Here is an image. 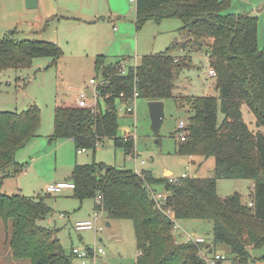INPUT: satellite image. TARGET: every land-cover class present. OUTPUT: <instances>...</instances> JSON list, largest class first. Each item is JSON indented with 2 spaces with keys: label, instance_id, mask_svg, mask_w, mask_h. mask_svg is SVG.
Returning <instances> with one entry per match:
<instances>
[{
  "label": "trees",
  "instance_id": "trees-1",
  "mask_svg": "<svg viewBox=\"0 0 264 264\" xmlns=\"http://www.w3.org/2000/svg\"><path fill=\"white\" fill-rule=\"evenodd\" d=\"M229 5L230 0H136V29L148 20L159 23L177 18L181 22L177 37L165 50L142 55L125 74L116 72L118 61L106 62V56L97 55L94 74L99 79L96 88L100 97L95 112L77 106L55 107L50 140L71 138L76 150H94L99 140L111 138L113 145L128 155L133 152L134 140L118 135L117 108L123 101L135 99V90L136 98L147 101L175 97L177 104H191L185 138L177 151L213 156L211 177L188 175L170 182L149 170L136 172L92 161L75 163L68 178L74 184L72 197L94 199V210L103 211L108 218L132 220L138 250L135 264H206L199 250L207 246L213 252L208 243L178 241L166 208L176 221H212V243L229 246L230 264H246L251 258L249 248L264 247V133L250 129L242 117L245 104L256 127H264V48L257 44L256 16L225 13ZM16 33L12 29L0 38V72L28 67L36 57L48 56L56 62L63 54L53 41L17 39ZM204 47L209 69L215 72L217 95L176 97V67L190 56L173 52ZM219 112L223 115L220 121ZM40 121L36 104L20 112L0 111V188L10 169L17 172L22 167L15 154L38 135ZM217 178L250 179L253 193L247 201L237 192L219 197ZM153 185L163 187L162 207L153 199ZM98 195L100 202L96 201ZM51 213L43 197L0 190V221L4 228L9 227L5 238L14 259H28L31 264H72L74 253L64 251L56 229L38 223Z\"/></svg>",
  "mask_w": 264,
  "mask_h": 264
},
{
  "label": "rangeland",
  "instance_id": "rangeland-1",
  "mask_svg": "<svg viewBox=\"0 0 264 264\" xmlns=\"http://www.w3.org/2000/svg\"><path fill=\"white\" fill-rule=\"evenodd\" d=\"M103 1L104 7L100 4L99 13L107 12L108 4L105 0ZM251 1L230 0V5L224 12H254L257 18V44L259 48H264V9H258L259 6L264 5V0H255V3H249ZM94 4L95 0H39L35 8H27L25 0H0V38L15 29L17 30L15 35L17 39L53 41L61 47L63 52L62 58L56 62H53L52 58L48 56L36 57L28 67L6 68L0 72V111L20 112L31 104H36L40 109L41 121L37 131L38 136L34 137V142L30 143L32 138L16 152L15 160L18 156L20 160L17 161L30 163L34 155L48 153L45 157L47 159L38 162L35 169L30 167L28 171L19 174L18 188L16 185H11V187L5 185L1 191L14 194L19 190L20 193L27 196L43 197L45 203L52 208V213L45 219L38 220V223L56 229L55 236L66 253H71L73 248L85 252L83 257L73 254L72 264H135L138 250L132 220L111 219L101 211L95 221L97 228H101L99 232L76 230L73 226L75 220L93 217L94 199H83L79 203L78 199L71 197L72 191L69 189H65L59 194L47 195V192L43 190L44 185L58 181V179L63 180L67 175L69 178L71 172L69 173V168H63L62 162L70 160L73 163L75 160L80 163L103 162L134 171L149 170L157 177L162 176L165 169L171 170L175 177L181 175L182 172L189 175L196 174L199 177H211L214 157L203 158L197 155L178 153L177 146L180 139L177 137L179 133L177 125L179 121L187 124L192 111L189 102L183 101V103L177 104L175 97L162 100L164 116L157 134L151 129V118L146 99L141 97L134 99L131 103L133 109L131 115L125 114V105H119L121 109L118 112V135L124 136L126 132H129L130 136L132 135L134 146L131 154L126 155L122 147H115L109 138L99 140L94 150L87 148L80 154L76 153L73 143H69L68 150L64 148V152L60 149L49 153L50 143L55 144L65 140V138L49 139L53 129L55 107L57 103H61L60 99L63 93L73 98L76 93L75 88L83 86L84 82L88 83L89 78L95 77L94 59L97 55H107V61H115L120 56H128L130 59H126L125 62L127 65L133 66L135 55L142 56V54L163 51L179 33L181 22L177 18H165L159 23L148 20L139 29H136L134 23L129 21L134 18L135 4L127 0H111L110 4L118 8L119 13L125 16V18L113 22L117 31L106 24L109 22L107 19L99 20L94 27H91L92 24H87L90 27L82 29L81 38H74L75 47L74 43L70 41V37L76 36L78 33L66 29L76 24L66 23L59 32L58 20L53 18L44 22L42 32L29 34L31 26L26 21H34L38 13L42 15L52 7H56L50 14L76 16L80 9L92 10L91 6ZM18 21H23V23L19 24ZM94 35L98 36L97 40ZM84 36H87V41L83 38ZM122 36L123 38H120ZM92 37L93 39L90 40L89 38ZM137 38L139 47L136 51ZM104 51H108V53ZM186 53L190 56L186 62L187 65L181 64L176 67L174 95L176 97L217 95V91L214 89L215 76L209 74L205 47L201 51L186 49L173 52L181 57ZM136 61H139V58H136ZM101 107H104L102 102ZM222 117V113L219 112L218 121ZM242 117L250 129H259L264 133V127H256L255 117L245 104L242 105ZM172 174L164 176L168 177ZM11 181L14 179L9 178L8 182ZM152 187L156 191L164 192L161 185ZM216 192L222 198L237 192L242 200L247 201L253 193V181L250 179L217 178ZM60 212H65L69 218L61 219L58 216ZM107 222L109 223L107 224ZM176 223L179 227L173 229V233L178 241H184L186 233H192L195 229L196 235L203 238V243L211 245L212 253L223 255L224 259L220 264H230L232 254L229 246L223 243L216 245L212 243V221L184 219L177 220ZM0 229V240L3 241L4 238L6 241L5 236L8 235L9 227L4 228L0 221ZM0 247V264H31L28 259H14L7 250V246L1 244ZM98 247L103 250L102 253L97 252ZM249 253L251 258L246 261V264H264V247L249 248Z\"/></svg>",
  "mask_w": 264,
  "mask_h": 264
},
{
  "label": "crops",
  "instance_id": "crops-1",
  "mask_svg": "<svg viewBox=\"0 0 264 264\" xmlns=\"http://www.w3.org/2000/svg\"><path fill=\"white\" fill-rule=\"evenodd\" d=\"M106 2H107V12H105V13H103V12H101V13H99V7H100V4H102V6L104 7V1L103 0H95V4L93 5V6H91L93 9L92 10H81L80 9V11H78L77 13H76V16L75 15H71V16H64V15H58V14H50V12H52V11H54L55 9H56V7H52L51 9H49L48 11H46V13L45 14H40V13H38V14H36V18H35V20L34 21H31V20H29V21H26L27 22V24L29 25V26H31V29L29 30V34L30 33H33V32H36V33H40V32H42V28H43V25H44V22L47 20H51V19H53V18H57V26L59 27V32H61V30H62V26L64 25V24H66V23H69V24H76V25H72V26H70V28H68L67 27V29L66 30H74L76 33H78V35H76V36H71L70 37V41L72 42V43H74V46L76 47V45H75V43H76V41H74V38H81V34H82V29H84L85 27H90V26H88L87 24H92V26L91 27H94V26H96L97 24H98V21L99 20H105V19H107L109 22H106V24L109 26V27H112L113 28V30H116L117 31V27L113 24V22L115 21V20H119L120 18H125V16H123L122 14H120L119 13V9L118 8H115V7H113L112 6V4H110L111 3V0H105ZM39 3V0H37V4ZM249 3H255V0H252L251 2H249ZM248 3V4H249ZM135 6V5H134ZM35 8V7H34ZM105 9V8H104ZM258 9H264V5H261V6H259V8ZM134 18L133 19H130L129 21H131V22H133L134 23V25H135V14H136V12H135V7H134ZM123 13V12H122ZM246 14H254V12H251V11H247V12H245ZM47 14V15H46ZM128 14V13H127ZM255 15V14H254ZM70 19H73V20H70ZM46 21V22H47ZM67 21H72V22H67ZM19 22V24H22L23 23V21H18ZM65 30V31H66ZM44 31V30H43ZM44 33V32H43ZM114 35V34H113ZM95 36V40H97V35H94ZM114 38L116 37V36H113ZM86 41H87V36H84L83 37ZM87 38V39H86ZM120 38H123V36L122 37H120ZM24 39H27V38H24ZM30 39V38H29ZM90 40L91 39H93V37L92 38H89ZM37 40H40V39H37ZM118 40H119V38H118ZM58 43H60L59 41H57ZM139 47V43H138V38L136 39V44H135V50L137 51V48ZM168 47V46H167ZM105 53H108V51H104ZM143 55V54H142ZM174 55H176V54H174ZM105 56V55H104ZM107 56V55H106ZM141 56H139L138 54L137 55H135L134 56V61H135V63H134V65L135 64H137V62L138 61H136V58H140ZM62 57H60L57 61H59L60 59H61ZM121 59H127V60H129L130 59V57H128V56H120V57H118L117 58V60H115V61H119V60H121ZM95 60V59H94ZM115 61H107L106 60V62H115ZM185 65H187V63L185 62ZM88 85V83H83V86H87ZM83 86H81V87H83ZM81 87H78L77 89L75 88L74 90L76 91V93H75V95H74V97L73 98H71V97H69V95H67V94H65V93H63V95H61V99H60V101H61V103H57V105L56 106H65V107H68V106H75V102H76V99H77V90L79 89V88H81ZM76 97V98H75ZM134 101V100H133ZM70 102V103H69ZM121 104V103H120ZM119 104V105H120ZM118 105V106H119ZM126 115H131V114H127V113H125ZM40 127V126H39ZM39 129V128H38ZM37 134H38V132H37ZM38 136V135H37ZM35 138H33L31 141H30V143H32V142H34L35 140H34ZM109 139H111V138H109ZM112 140V139H111ZM66 141V142H65ZM65 142V143H64ZM69 143H73V146H74V142H73V140L71 139V138H65V140L64 141H60V142H56L55 144H51L50 143V151H49V153H51V152H56V151H59L60 149H62V152H64V148L66 149V150H68V148H69ZM78 150V149H77ZM76 150V153H78V154H80V153H82V152H85L86 150L84 149V150H81V151H77ZM48 155V153H40V154H38V155H34V157H32L31 158V161H30V163H28L27 161L26 162H20V161H17V160H20L19 158H18V156H16V162L18 163V164H21V168L19 169V171H17V172H15V170L14 169H10L9 171H8V175L4 178V180H3V183H2V185H1V188L3 187V186H5V185H8L9 187H11V185H16V188H18V186H17V181H18V178H19V174L20 173H22V172H24V171H28V169L31 167L32 169H35V167H36V164L38 163V162H40L42 159H47V158H45L46 156ZM63 163V168H69V173L71 172V170H72V167H73V165L75 164V163H80V162H78V161H74V163L72 162V160H70V161H66V162H62ZM30 164V165H29ZM29 165V166H28ZM121 168V167H120ZM141 171V170H140ZM139 170L138 171H136V172H140ZM182 173H185V172H182ZM153 174V173H152ZM166 174H172V171L171 170H168V169H165L164 170V172H163V174H162V176H164V175H166ZM194 175H196V174H194ZM170 176H173V174L172 175H170ZM198 176V175H197ZM65 177V176H64ZM157 177V176H156ZM9 178H12V179H14V181H11V182H8V180H9ZM67 178V179H66ZM64 179H66V180H68V175H67V177H65ZM63 179V180H64ZM58 180H62V179H58ZM47 184V183H46ZM45 184V185H46ZM45 185H44V188H45ZM1 188H0V190H1ZM43 188V190L45 191V189ZM69 190H71V189H69ZM72 191V190H71ZM18 192L20 193V191L18 190ZM46 192V191H45ZM70 194H72V193H70ZM47 195H51V194H48L47 193ZM72 197V196H71ZM79 203H81V201L79 200ZM93 208H94V206H93ZM61 213V212H60ZM65 213V212H64ZM109 222H107V224H108ZM192 233H195V234H197L196 233V230L194 229L193 230V232ZM180 234V233H179ZM0 235H1V229H0ZM8 241L6 240V242L4 241V238H3V241L2 240H0V245L1 244H3L4 246H7V250H9V252H10V249H9V247H8V243H7ZM0 250H1V247H0Z\"/></svg>",
  "mask_w": 264,
  "mask_h": 264
},
{
  "label": "built area",
  "instance_id": "built-area-1",
  "mask_svg": "<svg viewBox=\"0 0 264 264\" xmlns=\"http://www.w3.org/2000/svg\"><path fill=\"white\" fill-rule=\"evenodd\" d=\"M127 1L132 2L134 4L136 2V0H127ZM128 68H129V65L126 64L125 59H121L118 61L117 65H116V72L119 74H125L127 72ZM209 74L214 76L215 72L213 70L209 69ZM98 82L99 81L96 79V77H91L88 80L87 86H83L77 90V99H76L75 106L82 107V108H89L91 110V112H95L96 107H97L96 106L97 99L100 97L99 92L96 88ZM88 89H91V96L90 97L88 96V91H87ZM137 95H138V93L135 90L133 93V98H136ZM120 96L122 97L123 94L120 93ZM133 100H128V101L125 100V101H123V103L120 104L121 106L125 105V113H127V114L133 113V109L131 107V103L133 102ZM120 109H121V107L118 106V108H117L118 112ZM177 127H178V131H179L177 137L180 140H183L185 138L186 124L183 121H179ZM127 137H130L129 132H126V134L123 136L124 139H126ZM81 150H84V149L83 148L78 149L77 151L79 152ZM188 175L189 174L185 172V173H181V175H179L177 177L168 176V179L170 182H176L180 177H186ZM73 188H74V184L72 181L58 180V181L47 183L45 185L44 189L48 194H59L65 189H71L72 190ZM152 196H153V199L156 201L157 205L159 207H162V204L165 201V194L162 192H159V191H155ZM100 200H101V197H100V195H98L96 197V201L100 202ZM249 204H251V203H249ZM100 212H101L100 210L99 211L95 210V212L93 213V217L75 220L73 222L74 228L76 230H93L94 232H99L101 228L100 227L97 228L95 221L98 218ZM165 213L173 221L172 229L178 228L179 226L177 225L176 220L174 219V214L171 211V209L166 208ZM58 216L61 219H68L69 218V215L64 213V212L59 213ZM188 239H191L195 242H204L203 238L200 236H197L195 233H186V239L185 240H188ZM72 252L74 254H76L78 257H83L84 253H85V252H80L77 248H73ZM97 252L102 253L103 250L100 247H98ZM199 254L204 259L206 264H218L219 261L224 259L223 255L210 252V250L207 248V246H204L202 249H200Z\"/></svg>",
  "mask_w": 264,
  "mask_h": 264
},
{
  "label": "water",
  "instance_id": "water-1",
  "mask_svg": "<svg viewBox=\"0 0 264 264\" xmlns=\"http://www.w3.org/2000/svg\"><path fill=\"white\" fill-rule=\"evenodd\" d=\"M37 5V0H25V6L27 8H34ZM182 65H185L183 63ZM88 96H91V89H88ZM149 114L151 118V129L155 134L158 133L164 112H163V101L162 100H152L148 101Z\"/></svg>",
  "mask_w": 264,
  "mask_h": 264
}]
</instances>
